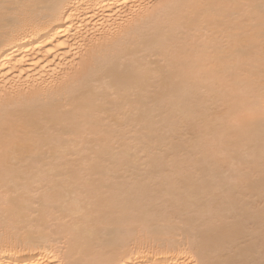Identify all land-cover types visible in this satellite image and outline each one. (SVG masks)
Segmentation results:
<instances>
[{"label": "snow or ice", "instance_id": "1", "mask_svg": "<svg viewBox=\"0 0 264 264\" xmlns=\"http://www.w3.org/2000/svg\"><path fill=\"white\" fill-rule=\"evenodd\" d=\"M80 7L0 0V31L19 37L43 8L74 25L72 9ZM111 8L120 13L112 35L85 41L78 67L58 87L0 93L6 121L15 111L46 110L40 120L6 122L0 134V253L41 251L50 256L44 264H128L125 257L138 250L162 254L180 246L178 233L191 227L197 210L214 217L229 207L243 220L254 211L246 193L255 152L244 134L257 123L264 193V0H121ZM145 45L155 46L178 81L210 84L229 99L206 134L193 135L191 118L177 117L185 97L175 86L152 97L147 111V101L134 95L142 82L130 88L132 74L111 71L134 63V50ZM101 76L103 85L93 89ZM131 127L138 131L128 134ZM260 216L258 261H207L191 244L182 250L190 264H264V196ZM94 219L104 233L90 229L92 238L82 241L79 234ZM109 228L119 239L108 237ZM70 247L77 249L71 258Z\"/></svg>", "mask_w": 264, "mask_h": 264}, {"label": "bare ground", "instance_id": "2", "mask_svg": "<svg viewBox=\"0 0 264 264\" xmlns=\"http://www.w3.org/2000/svg\"><path fill=\"white\" fill-rule=\"evenodd\" d=\"M38 2L53 5L60 0H38ZM63 2L81 5L80 8L72 9L78 17V23L73 25L67 17L60 18L58 10L54 8H43L34 10L35 19L32 26L19 37L6 36L0 31V93L7 95L13 89L18 91L22 89L31 93L34 90L43 91L53 86L58 87L57 81L78 67L77 49L84 45L85 41L91 43L93 37L107 38L112 35L111 28L117 23L120 13L112 9L111 5L115 3L119 6L121 0H63ZM182 2L191 3L192 0H182ZM208 2L215 3L219 0H208ZM97 3L104 5L106 12L97 8ZM184 11L189 12V10ZM109 14L113 19L108 18ZM81 26H83L82 30L77 31L81 29ZM70 30V35H63ZM115 39L123 38L115 37ZM61 44L66 47H60ZM156 52L155 46L145 45L134 50L136 56L134 63L125 61L122 65L117 64L111 71L132 74L135 79L128 82L130 88L136 85L137 80L142 82V86L134 92V95L147 101L142 106L147 111H151L152 97L165 88L175 86L176 91L185 97L182 110L177 112V117L181 120L191 118L190 126L193 135L202 131L206 134L211 117L218 109L230 103L229 99L219 92H213L210 84L186 85L183 81H178L177 73L171 64L159 59ZM21 60L24 61L23 64L20 63ZM141 68L144 69L143 72L140 71ZM103 80L104 77L101 76L100 80L92 86L93 89L102 86ZM45 111L42 107L15 111L7 121L4 117H0V134L6 122L12 124L21 120H40L45 115ZM137 131V127H131L128 134ZM174 132L179 139L178 129H174ZM244 135L255 141L254 179L251 189L246 193V199L251 203L254 211L238 221L229 207L219 209L214 217L205 215L202 210H197L189 217L191 227L178 233L183 236L180 246L162 254L138 250L135 254L125 257L128 264H190L192 256L184 254L182 250L183 246L188 244L192 245L198 258L207 261L222 259L258 261L261 259L260 205L264 193L261 191L260 181L259 124L257 123ZM217 136L219 138V130H217ZM90 229H96L98 235H102L105 231L103 225L96 223L94 219L79 234L82 241L92 238ZM107 232L110 239H119L118 234L112 229L109 228ZM76 252L75 247H70L69 258ZM49 258L48 253L41 251H11L7 254L0 253V264H44L45 259Z\"/></svg>", "mask_w": 264, "mask_h": 264}]
</instances>
